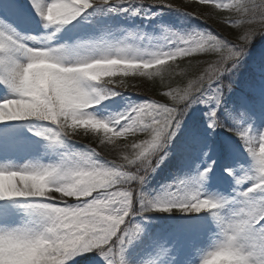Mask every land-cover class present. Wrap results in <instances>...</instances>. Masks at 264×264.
I'll return each mask as SVG.
<instances>
[{"label": "snow or ice", "instance_id": "obj_1", "mask_svg": "<svg viewBox=\"0 0 264 264\" xmlns=\"http://www.w3.org/2000/svg\"><path fill=\"white\" fill-rule=\"evenodd\" d=\"M198 6L211 10L193 16L173 0L0 2V85L7 89L0 98V264H67L90 252L105 264H129L125 251L144 232L134 216L204 210L216 221L218 239L199 264H233L224 254L243 264H264V197L253 195L264 192V131L250 135L241 126L257 101L264 110V54L258 73L238 80L253 40L264 35V0H198ZM164 9L200 21L203 16L205 26L177 31L161 23L153 31L159 27L162 34L153 36L139 25L121 24L122 18L147 20ZM215 17L230 24L232 36L208 25ZM34 24L45 31H20ZM201 56L209 59H197ZM194 66L196 73L190 72ZM129 78L150 82L160 98H129L120 111L104 115V101L134 93L132 88L140 91ZM194 105L207 107L209 136L227 128L253 158L254 183L237 190L232 199L240 206L231 214L222 211L227 199L201 192L215 160L203 169L196 164L191 178L174 181L155 197L142 191L170 157L169 146ZM29 120L44 123H9ZM25 128L43 138L47 162L34 157L16 162L29 139ZM81 135L92 143H81ZM212 147L197 128L183 146L205 158ZM224 171L235 174L230 166ZM242 179L247 176L236 183ZM147 243L165 256L160 264H169L165 245L154 237Z\"/></svg>", "mask_w": 264, "mask_h": 264}, {"label": "rangeland", "instance_id": "obj_2", "mask_svg": "<svg viewBox=\"0 0 264 264\" xmlns=\"http://www.w3.org/2000/svg\"><path fill=\"white\" fill-rule=\"evenodd\" d=\"M228 0H224L227 2ZM2 2V0H0ZM185 6H190L192 3H198V0H183ZM36 20L40 18L37 16ZM164 24L177 31L190 29L191 27L184 26V22L179 21L177 17L166 18L160 13L156 17H151L146 20L143 25H139L144 31L158 36L162 34V29L155 28L154 25ZM121 24L127 27H133L136 24H127L121 20ZM216 25L223 32L229 33L232 31L230 24H225L220 19ZM24 34L29 32L40 35L45 30L42 24H34L20 29ZM31 43V42H30ZM264 54V48L260 51L249 53L245 58V71H259L258 65L261 56ZM7 91L0 85V98ZM129 98L136 100L130 95H122L110 101H104L103 104L108 107L103 109L104 115H109L111 112L120 111ZM232 96H229V100ZM101 107V106H97ZM207 110L204 105H194L185 118L182 130L177 133V138L174 139L173 145H170L171 155L162 163L155 172L151 173L142 187V191L150 198L163 193L167 185L173 184L178 179H188L195 174V165L199 164L200 169L208 166V162L215 160V165L206 180L201 181L202 195L219 196L228 200V204L222 210L225 214H231L240 206L236 197L237 190H245L254 183L252 176L255 173L254 162L252 156L247 151L246 147L237 148V145L227 138L220 136L217 131L211 133L207 128V123L203 116V112ZM251 119L241 121V126L249 128L250 135H258L264 131V110L261 109L259 101L252 105L249 109ZM16 126L23 125H41L44 122L29 120V121H13L9 122ZM2 126V125H0ZM193 128H197L200 134L206 137L213 145L212 150L205 158L199 150L194 152H185L184 144L189 133ZM25 133L29 137L23 151L17 157V163H24L29 157L40 158L45 162L50 156L44 153L42 145L44 144L42 137H37L33 133H28L25 128ZM81 143H92L90 137L81 135L77 137ZM95 147V144H93ZM77 148H82V144H77ZM229 149V150H226ZM109 159L116 158L114 153H104ZM232 167L234 175H229L224 171L225 167ZM247 176V179H242L240 184L236 183L237 177ZM253 195L257 198L264 197V192H255ZM139 211V204H137ZM134 222L140 223L144 232L140 234L137 240L128 246L125 251V259L129 264H160V261L165 258L161 255L160 249L150 250L148 247V239L156 238L161 245H165L168 250L167 259L169 264H199V260L203 252L209 250L216 239H218V229L216 221L211 216L210 211L204 210L200 213H184L181 211L159 212L154 211L145 213L143 216L137 215L133 217ZM166 242V243H165ZM173 245H175L173 247ZM95 253V254H93ZM93 254L94 260H87ZM67 264H105V260L96 252H90L84 256H78L75 260H70Z\"/></svg>", "mask_w": 264, "mask_h": 264}, {"label": "trees", "instance_id": "obj_3", "mask_svg": "<svg viewBox=\"0 0 264 264\" xmlns=\"http://www.w3.org/2000/svg\"><path fill=\"white\" fill-rule=\"evenodd\" d=\"M219 17H215V18H212V19H209V21H216ZM135 80H138L140 82H134ZM129 83L131 85H138L139 88H140V91L138 92V90H136V92L140 93V95H144V94H148L149 96H153L154 98H157L159 99L160 97L157 95V92L160 91L159 89H156L153 87V85L144 80H140V79H131L129 78ZM130 90V89H129Z\"/></svg>", "mask_w": 264, "mask_h": 264}, {"label": "clouds", "instance_id": "obj_4", "mask_svg": "<svg viewBox=\"0 0 264 264\" xmlns=\"http://www.w3.org/2000/svg\"><path fill=\"white\" fill-rule=\"evenodd\" d=\"M229 256V258L232 260L233 264H243V260L239 257L235 256L234 254H224ZM212 264H216L215 261L212 262Z\"/></svg>", "mask_w": 264, "mask_h": 264}]
</instances>
